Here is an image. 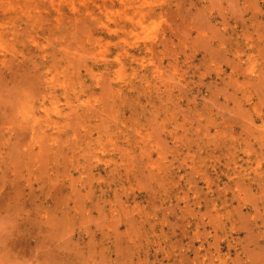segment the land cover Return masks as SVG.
<instances>
[{
	"label": "rangeland",
	"instance_id": "1",
	"mask_svg": "<svg viewBox=\"0 0 264 264\" xmlns=\"http://www.w3.org/2000/svg\"><path fill=\"white\" fill-rule=\"evenodd\" d=\"M0 264H264V0H0Z\"/></svg>",
	"mask_w": 264,
	"mask_h": 264
}]
</instances>
